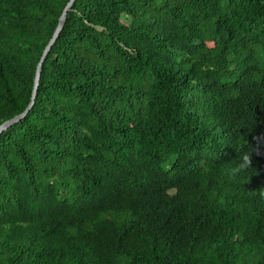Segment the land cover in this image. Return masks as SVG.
I'll return each mask as SVG.
<instances>
[{
	"label": "trees",
	"instance_id": "16d2710c",
	"mask_svg": "<svg viewBox=\"0 0 264 264\" xmlns=\"http://www.w3.org/2000/svg\"><path fill=\"white\" fill-rule=\"evenodd\" d=\"M68 2L0 0V124ZM0 264H264V0H75L0 134Z\"/></svg>",
	"mask_w": 264,
	"mask_h": 264
},
{
	"label": "water",
	"instance_id": "95a60500",
	"mask_svg": "<svg viewBox=\"0 0 264 264\" xmlns=\"http://www.w3.org/2000/svg\"><path fill=\"white\" fill-rule=\"evenodd\" d=\"M75 0H69V2L67 3V5L65 6V8L63 9L60 17H59V21H58V25L54 31V34L51 38V40L49 41L48 45L46 46L43 55L37 65L36 68V72H35V77H34V86H33V91H32V97H31V102L28 105V107L25 109V111L19 115H17L16 117L7 120L5 122H3L2 124H0V134L2 132H4L5 130H7L8 128H10L13 124L17 123L18 121H20L22 118L25 117V115L28 113V111L31 109V107L33 106V102L34 99L36 97V93H37V88H38V84H39V80H40V73H41V66H42V62L45 59L49 49L51 48L52 44L54 43L55 39L58 37L60 31L63 28V25L65 23L66 17H67V13L70 10L72 4L74 3Z\"/></svg>",
	"mask_w": 264,
	"mask_h": 264
},
{
	"label": "clouds",
	"instance_id": "9594fccd",
	"mask_svg": "<svg viewBox=\"0 0 264 264\" xmlns=\"http://www.w3.org/2000/svg\"><path fill=\"white\" fill-rule=\"evenodd\" d=\"M250 164H251V157L246 153L242 154L240 163L236 167L231 169V172L233 175H236L237 173H239L243 169L247 168Z\"/></svg>",
	"mask_w": 264,
	"mask_h": 264
}]
</instances>
